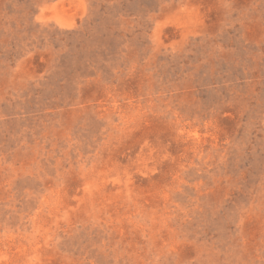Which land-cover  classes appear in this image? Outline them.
Wrapping results in <instances>:
<instances>
[{
	"label": "rangeland",
	"instance_id": "1",
	"mask_svg": "<svg viewBox=\"0 0 264 264\" xmlns=\"http://www.w3.org/2000/svg\"><path fill=\"white\" fill-rule=\"evenodd\" d=\"M0 264H264V0H0Z\"/></svg>",
	"mask_w": 264,
	"mask_h": 264
}]
</instances>
